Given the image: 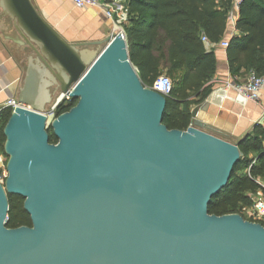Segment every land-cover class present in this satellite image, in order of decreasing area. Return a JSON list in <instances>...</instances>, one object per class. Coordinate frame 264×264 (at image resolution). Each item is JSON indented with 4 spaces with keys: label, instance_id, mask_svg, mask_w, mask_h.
<instances>
[{
    "label": "water",
    "instance_id": "95a60500",
    "mask_svg": "<svg viewBox=\"0 0 264 264\" xmlns=\"http://www.w3.org/2000/svg\"><path fill=\"white\" fill-rule=\"evenodd\" d=\"M37 57L5 128L0 264H264V225L208 212L240 158L238 142L162 120L167 98L145 87L112 32L93 56L69 42L32 0H0ZM39 68V69H37ZM51 82L76 104L48 125L40 89ZM7 194L25 198L32 226L8 228Z\"/></svg>",
    "mask_w": 264,
    "mask_h": 264
},
{
    "label": "trees",
    "instance_id": "16d2710c",
    "mask_svg": "<svg viewBox=\"0 0 264 264\" xmlns=\"http://www.w3.org/2000/svg\"><path fill=\"white\" fill-rule=\"evenodd\" d=\"M236 0H123L127 9V23L123 25L130 62L144 86L160 75L159 66L179 77L167 96L166 113L162 123L168 129L185 130L191 122L188 91L197 92L216 70V59L207 50L201 35L211 42L220 41L225 33L229 13ZM235 33L227 40L229 71L239 75L242 69L264 76V0H240L234 20ZM182 73V74H181ZM203 96L209 87L202 89ZM76 100L61 101L54 109L55 116L68 111ZM10 108L0 111V153H5V125ZM50 143L57 137L48 125ZM240 158L234 165L227 184L213 195L207 206L215 215L240 213L249 206V193L260 186L264 178V127L256 124L253 131L237 141ZM251 165V166H250ZM249 168V170H248ZM246 170L248 172H246ZM25 198L7 194L8 210L5 226H32L30 214L24 208Z\"/></svg>",
    "mask_w": 264,
    "mask_h": 264
},
{
    "label": "crops",
    "instance_id": "0c3cea01",
    "mask_svg": "<svg viewBox=\"0 0 264 264\" xmlns=\"http://www.w3.org/2000/svg\"><path fill=\"white\" fill-rule=\"evenodd\" d=\"M38 11L69 42H102L112 32H116L114 23L98 7L75 8L70 0H32ZM106 1V0H105ZM122 1L123 0H118ZM234 20L237 9H233ZM234 20L229 21L221 40H228L235 33ZM220 40V41H221ZM219 42V41H218ZM206 49L211 50L216 59V70L212 77L197 92H189L187 99L179 98L180 105L186 100L193 103L190 110L200 105L197 118L204 124V130L230 142H237L253 131L264 114V86L258 101L245 100L227 84L243 82L250 72L241 70L239 75L232 76L229 71L226 47L212 46L204 42ZM105 43H94L87 48L93 56L96 50L103 49ZM29 59L36 65L37 57L33 50L20 37L12 20L5 16L0 8V111L8 108L4 102L9 97L18 95L24 86ZM39 69V68H37ZM159 71H167L164 65ZM182 74V73H181ZM40 89L39 110L48 114L52 106L61 99L62 93L56 82H51ZM209 87L206 96L202 89ZM51 106V107H50ZM264 127V122L260 123ZM264 184V178H258Z\"/></svg>",
    "mask_w": 264,
    "mask_h": 264
},
{
    "label": "built area",
    "instance_id": "2783aa9c",
    "mask_svg": "<svg viewBox=\"0 0 264 264\" xmlns=\"http://www.w3.org/2000/svg\"><path fill=\"white\" fill-rule=\"evenodd\" d=\"M75 8L82 9L85 7H98L103 11L104 15L113 21L116 32H119L123 37H125L123 25L127 23V9L123 5L122 1L118 0H70ZM240 0H236L234 9H237V3ZM229 20H234L233 11L229 13ZM201 40L203 42L209 43L212 46L221 45L227 47V40H221L219 42H211L205 34L201 35ZM228 87L233 88L239 95H241L245 100L258 101L260 97V91L264 86V76H256L254 73H250L248 77L243 82H231L227 84ZM151 90H154L163 96L167 97L173 87L172 80L165 74L158 75L149 86H145ZM69 102L71 97L69 93L63 94L61 99L56 103L61 101ZM4 105L11 109V113L16 107L21 106L17 98L9 97L5 100ZM56 105L53 107L55 109ZM54 114L53 110L50 111ZM264 122V114H262L259 123ZM8 161V155L6 153H0V185L5 190V182L7 178L6 165ZM251 166V165H250ZM249 170V168H248ZM248 172V171H247ZM256 182L259 184L260 188L254 192L249 193L251 204L249 206H244L241 208V212L237 213L243 216L244 219L251 222L261 223L264 225V184H262L258 179Z\"/></svg>",
    "mask_w": 264,
    "mask_h": 264
},
{
    "label": "rangeland",
    "instance_id": "374dc122",
    "mask_svg": "<svg viewBox=\"0 0 264 264\" xmlns=\"http://www.w3.org/2000/svg\"><path fill=\"white\" fill-rule=\"evenodd\" d=\"M96 53H100L99 50H96ZM160 74H165L167 75L173 83H175L176 79L179 77V74L178 73H175V72H167V71H162ZM51 107V106H50ZM54 106L51 107V110H53L54 112V109H53ZM50 110V111H51ZM55 114H51L50 112L47 114V121H46V125H48L54 118H55ZM247 172V170H246Z\"/></svg>",
    "mask_w": 264,
    "mask_h": 264
}]
</instances>
